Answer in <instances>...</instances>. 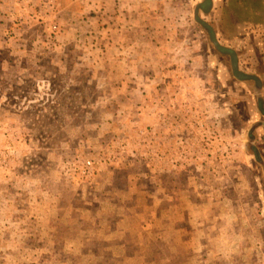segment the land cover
Wrapping results in <instances>:
<instances>
[{"label": "rangeland", "instance_id": "1", "mask_svg": "<svg viewBox=\"0 0 264 264\" xmlns=\"http://www.w3.org/2000/svg\"><path fill=\"white\" fill-rule=\"evenodd\" d=\"M245 4L0 0V264H264Z\"/></svg>", "mask_w": 264, "mask_h": 264}, {"label": "crops", "instance_id": "2", "mask_svg": "<svg viewBox=\"0 0 264 264\" xmlns=\"http://www.w3.org/2000/svg\"><path fill=\"white\" fill-rule=\"evenodd\" d=\"M129 7V6H128ZM132 15V17L135 15V13H132L131 14ZM140 17V16H139ZM180 19V18H179ZM133 20H135V18H133V19H131L130 21H129V23L131 24V26L129 27L128 26V28H129V30H132L133 31V26H135V23L133 24L132 23V21ZM125 27L123 26L122 28H121V31H120V37L121 38H123V36H126L125 35V33L127 32H129L127 29H125ZM180 31V30H179ZM180 33H181V31H180ZM124 39V38H123ZM172 39H173V37H171L169 34L167 35V36H165V41H166V45L168 44V48H166L164 45L163 46H160V45H154V44H152V46H151V48L150 49H181V48H179V47H174L173 45H171L170 47H169V42L170 41H172ZM170 40V41H169ZM172 42H174V41H172ZM118 44V48L117 49H125V47L127 48V49H140V45L137 43V42H135V40L133 41L131 38H130V40H128V41H126L125 43H122V44H120V42H118L117 43ZM235 263V262H234Z\"/></svg>", "mask_w": 264, "mask_h": 264}, {"label": "trees", "instance_id": "3", "mask_svg": "<svg viewBox=\"0 0 264 264\" xmlns=\"http://www.w3.org/2000/svg\"><path fill=\"white\" fill-rule=\"evenodd\" d=\"M260 3H261V5H259V9H256V8L252 9L253 7H250V6L248 8V7H246V4L242 7L243 11L246 14H249L250 16L254 17L256 19L257 23H261V21L264 22V0H260ZM226 11H228L226 13L227 15L229 13L232 14V15L237 14V11L234 9L232 4H230V6L228 7V9H226ZM237 16H238V14H237ZM260 18H261V20H260Z\"/></svg>", "mask_w": 264, "mask_h": 264}]
</instances>
